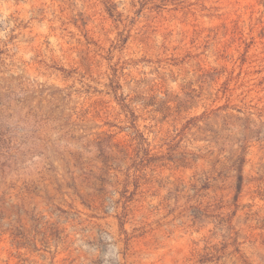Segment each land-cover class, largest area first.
<instances>
[{
    "label": "rangeland",
    "instance_id": "rangeland-1",
    "mask_svg": "<svg viewBox=\"0 0 264 264\" xmlns=\"http://www.w3.org/2000/svg\"><path fill=\"white\" fill-rule=\"evenodd\" d=\"M0 103V264H264V0H0Z\"/></svg>",
    "mask_w": 264,
    "mask_h": 264
},
{
    "label": "trees",
    "instance_id": "trees-1",
    "mask_svg": "<svg viewBox=\"0 0 264 264\" xmlns=\"http://www.w3.org/2000/svg\"><path fill=\"white\" fill-rule=\"evenodd\" d=\"M3 105L0 103V107H2ZM22 108H24V106H22L20 109H22ZM1 109V108H0ZM38 109V108H37ZM39 110V109H38ZM40 116H41V114H38L37 112H35V110H33V108H28L27 109V111H26V113H25V117L28 119L29 117H32L33 119H37V118H39L40 119ZM3 129L0 127V147L1 146H3V145H6L7 144V140L9 141V139L11 138V137H9L8 135H7V132L8 131H2ZM8 137V138H7ZM243 162H244V160L242 159H238V165H237V169H238V177H237V180H238V182H237V189H238V191H240V189H241V185H242V180H243V178H242V175H241V167H242V164H243Z\"/></svg>",
    "mask_w": 264,
    "mask_h": 264
}]
</instances>
